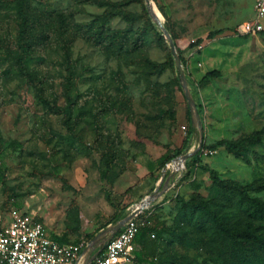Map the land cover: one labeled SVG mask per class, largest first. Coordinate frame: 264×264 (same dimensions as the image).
Instances as JSON below:
<instances>
[{
  "label": "rangeland",
  "instance_id": "1",
  "mask_svg": "<svg viewBox=\"0 0 264 264\" xmlns=\"http://www.w3.org/2000/svg\"><path fill=\"white\" fill-rule=\"evenodd\" d=\"M151 1L157 22L168 26L183 60L204 145L235 140L264 126V18L262 33L245 35L237 30L255 18V0ZM26 4L34 47L24 63L32 82L13 65L15 5L13 0H0V168L13 191L6 203L7 192L0 183V211L19 208L41 222L49 235H65L71 243L87 245L115 223L104 226L115 207L136 202L130 209L139 208L143 203L138 200L156 189L155 199L146 201L149 205L140 215V219L157 215L159 223L157 254L145 257L147 264H244L237 251L220 247L213 227L205 221L202 227L187 221L179 199L208 198L209 170L241 185L264 181V134L236 158L224 148L207 154L193 130L180 155L195 152L174 170L180 155L171 156L181 147L191 122L175 64L162 72L149 65L164 62L171 53L145 1L26 0ZM109 5L135 19L133 26L118 16L105 23L111 32L129 29L123 53L95 42L99 26L86 32ZM143 8L153 27L145 21ZM219 29L220 34L208 37ZM198 39L197 45H189ZM211 70L221 77L200 82ZM67 100L73 103L71 132L63 116L51 108L63 107ZM12 141L15 147L9 145ZM105 151L115 154L106 171ZM250 194L264 202V190ZM95 253L96 249L85 251L86 263Z\"/></svg>",
  "mask_w": 264,
  "mask_h": 264
},
{
  "label": "trees",
  "instance_id": "2",
  "mask_svg": "<svg viewBox=\"0 0 264 264\" xmlns=\"http://www.w3.org/2000/svg\"><path fill=\"white\" fill-rule=\"evenodd\" d=\"M17 15V54L13 57V65L17 71L26 77L29 81H33L34 77L32 73L27 69L24 60L32 52L34 47V41L31 38L32 24L28 17V10L26 0H13ZM110 8L102 15L97 16L86 27V32L91 30V26H99L97 35L94 36L95 42L98 44H104L106 47H112L116 54L123 53L126 48V39L129 29L126 31H113L105 27V23L112 16H118L128 22L129 25L134 24V16L127 13L125 10L116 8L114 5H109ZM145 15V21L153 27V24L148 17L146 9L143 8ZM169 29L168 26H165ZM158 35V39L162 40L163 36L160 32L155 31ZM222 30L210 31L208 37L213 38L217 34H220ZM263 32V31H262ZM260 32V33H262ZM44 38V35H41ZM46 36V35H45ZM173 38V35H171ZM200 42L196 40L191 42L190 46H195ZM175 46L177 45L174 41ZM180 57V56H179ZM181 63L183 62L180 57ZM174 60L172 56H168L164 62L155 63L149 62L152 69L157 72H162L167 66L172 67ZM221 74L217 70H211L206 72L200 82H206L210 79L220 78ZM70 79L68 78L67 86H70ZM72 102L67 100L66 105L63 107L51 106L56 114L63 116V124L66 129L71 132V116H72ZM172 117H174L171 114ZM187 118L190 122L189 109H187ZM193 133V128L189 123L187 126L186 134L183 139L182 145L176 150L174 155L178 156L188 147L189 138ZM264 134V126L259 130H256L250 134L243 135L235 140L220 139L214 143L204 145L202 142L201 149H206L207 154L216 151L218 148H224L228 153L232 154L236 158H242L245 149L249 146L258 144L261 141V137ZM16 141L9 143L10 146L15 147ZM115 154L112 151H105L103 153V160L105 165V171L108 170L114 160ZM170 157L165 158L162 161H168ZM188 164V160L186 161ZM212 179V187L210 189V196L208 198L197 197L189 198L188 200L179 199L181 203V210L183 216L187 218V221L195 220L199 227H202L201 221H205L208 226L213 227L215 234L219 237V244L221 248H228L229 250L237 251L238 258L244 264H253L254 262L262 261L264 264V202L250 194L251 191L264 190V181H255L248 185H241L232 180H223L218 177L215 171L209 170ZM0 183L6 190L7 203L13 196L11 188L6 186L4 172L0 168ZM129 190V189H128ZM127 190V191H128ZM126 191V192H127ZM212 193V194H211ZM133 202H127L120 208L114 209V213L104 226L109 223L116 222L123 218L128 207ZM135 206L133 210L136 208ZM137 209V208H136ZM201 224V225H200ZM103 226V227H104ZM102 228V227H101ZM159 223L155 215H150L144 220V225L139 228L134 243H139L138 250L143 256L154 258L158 250L159 235ZM53 239L61 243H71L65 235L52 236ZM78 243V242H74ZM134 244V247H135ZM135 251V249H134ZM134 261L138 259L133 254Z\"/></svg>",
  "mask_w": 264,
  "mask_h": 264
},
{
  "label": "built area",
  "instance_id": "3",
  "mask_svg": "<svg viewBox=\"0 0 264 264\" xmlns=\"http://www.w3.org/2000/svg\"><path fill=\"white\" fill-rule=\"evenodd\" d=\"M254 9L255 18L239 24L238 32L251 35L263 31L264 0H255ZM145 208L128 219L101 246V251L89 264H136L133 258L134 239L148 217L140 219ZM131 212L133 210L129 206L126 215ZM85 247L84 241L58 242L46 232L41 222L19 208L0 211V264H79Z\"/></svg>",
  "mask_w": 264,
  "mask_h": 264
},
{
  "label": "water",
  "instance_id": "4",
  "mask_svg": "<svg viewBox=\"0 0 264 264\" xmlns=\"http://www.w3.org/2000/svg\"><path fill=\"white\" fill-rule=\"evenodd\" d=\"M144 1H145V5H146V8H147V11H148L149 15L152 17V19L156 23L159 24V27H160V29L162 31V35L164 36V38L168 42L171 56H172V58L174 60L175 67H176V69L178 71L179 82H180V85L183 88L184 96L186 98V102H187V106H188L189 114H190L191 126H192L193 130L197 133L198 137H199V141H200L199 147H201V144L203 142V132H202L201 124H200L199 114H198V111L196 109L195 102H194V100L192 99V97L190 95V91H189L188 86H187V82H186V78H185V75H184V70H183V67H182V63H181L180 57H179V55H178V53L176 51V46L174 44V41H173L170 33L166 29V27L163 25V23L157 22L155 16L153 15V13L151 11L150 0H144ZM194 152H195V150L188 151L187 153L176 157V159L180 158L183 161H185ZM163 173H165V169H163L162 174ZM155 190L156 189H154V191L149 193L148 195L143 196L138 201L142 202L143 200L148 199L149 200V204H150L155 199V197L157 195V194H155ZM132 205L133 204H131L130 207ZM143 208H145L144 205L141 206L140 209H135L133 212L125 215L123 218L119 219L114 224H110V225L106 226L104 229H102L97 235H95L91 239L90 243L86 245V247L84 248L83 252L88 251L89 249H97V248L98 249H97L96 253L92 256V258L89 260V263L101 251V246L107 240L112 238L121 229V227L124 225V223L128 219L132 218L135 214L139 213V211H141ZM86 264H88V263H86Z\"/></svg>",
  "mask_w": 264,
  "mask_h": 264
},
{
  "label": "crops",
  "instance_id": "5",
  "mask_svg": "<svg viewBox=\"0 0 264 264\" xmlns=\"http://www.w3.org/2000/svg\"><path fill=\"white\" fill-rule=\"evenodd\" d=\"M162 196H163V193H162ZM161 196V197H162ZM147 216H149V215H147ZM155 217H157V215H155ZM157 221H158V217H157ZM51 236V235H50ZM135 244V243H134ZM139 246H140V244L139 243H136L135 244V251H134V253H135V257H136V259H138V261L137 262H135L136 264H147L148 262H147V260L145 259V257L146 256H143L142 255V253L138 250V248H139ZM98 249V248H97ZM97 249H96V251H97ZM85 252H83V254H84ZM84 261H85V257H84V255H82V257L80 258V261H79V264H84ZM88 264H89V262H87Z\"/></svg>",
  "mask_w": 264,
  "mask_h": 264
},
{
  "label": "bare ground",
  "instance_id": "6",
  "mask_svg": "<svg viewBox=\"0 0 264 264\" xmlns=\"http://www.w3.org/2000/svg\"><path fill=\"white\" fill-rule=\"evenodd\" d=\"M151 3H152V1L150 0V5H151ZM151 11H152V9H151ZM152 13H153V15L155 16L156 20L158 21V19H157L156 15L154 14L153 11H152ZM178 159H179V162H178V163H175V164H173V165H172V163H173L174 161L170 163L169 167H170L171 170H172V167L174 168V170H179V169L183 166L182 159H180V158H178ZM178 159H176L175 161H177ZM171 165H172V167H171ZM144 201H145V202H144ZM146 201L149 202L148 199L143 200V201H142V203H143L142 206L144 205V207H147V206L149 205V204H148L147 206H145V205L147 204ZM135 203H136V202H135ZM135 203H134V204H135ZM134 204H133V205H134ZM133 205H132V206H133ZM132 206H131V207H132ZM131 207H130V208H131ZM140 208H141V206H140L139 208H137V209H140ZM84 254H85V253H84ZM84 254H83V255H84ZM84 257H85V255H84ZM84 264H86V257H85Z\"/></svg>",
  "mask_w": 264,
  "mask_h": 264
}]
</instances>
